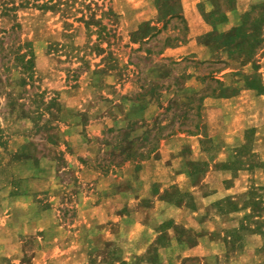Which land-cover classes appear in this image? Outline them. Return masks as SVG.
<instances>
[{"label":"rangeland","instance_id":"374dc122","mask_svg":"<svg viewBox=\"0 0 264 264\" xmlns=\"http://www.w3.org/2000/svg\"><path fill=\"white\" fill-rule=\"evenodd\" d=\"M21 1L0 0V264H116L126 256L128 264H140L144 257L153 260L155 250L141 256L142 249L122 248L116 233L97 238L103 223L79 225L82 218L75 204L89 190L76 187V172L82 171L83 180H94L97 173L115 174L113 167L121 170L127 164L135 180L136 163L177 132L205 136L192 141L190 155L210 162L211 168L199 174L210 181L200 192L217 191L220 181L225 182L217 162L227 160L232 148L246 162V151L253 148L251 159L258 167L227 172L236 197L250 203V194L256 192L250 187L264 184V97L240 88V73L228 70L249 72L238 58L222 52L201 61L193 53L175 51L189 36L181 0H49L54 6L45 10ZM204 1L196 7L199 13L211 4L225 12L237 2ZM238 1L248 4L250 17L264 14V0ZM147 30V38L133 41ZM255 60L264 77V39ZM229 82L237 83L238 89H232L237 104L221 100L211 105V113L203 111L205 95L233 93L224 88ZM243 100L246 103H240ZM240 114L245 119H239ZM254 123L257 134L250 140L244 129ZM29 156L46 159L50 176L66 186L50 209L55 228L45 234L29 233ZM163 158L170 160L168 153ZM114 184L122 187L120 179ZM85 200L83 214L89 203H96ZM39 201L43 206L41 197ZM132 214L131 222L159 220L143 212ZM244 222L253 224L247 217ZM180 246L179 259L185 251ZM167 251H160L161 259ZM200 262V256H189L180 264Z\"/></svg>","mask_w":264,"mask_h":264},{"label":"crops","instance_id":"0c3cea01","mask_svg":"<svg viewBox=\"0 0 264 264\" xmlns=\"http://www.w3.org/2000/svg\"><path fill=\"white\" fill-rule=\"evenodd\" d=\"M236 1V7L225 12L212 4L208 7L205 4L206 11L201 8L202 12L199 13L196 7L198 4L203 6L204 0H181V11L187 20L189 36L186 43L177 47L175 51L185 55L193 53V56L201 61L213 60L218 53L222 52L226 56L238 58L241 65H248L249 72L233 67H229L228 70L234 74L235 72L240 73L244 83L240 88L244 92L264 97V77L259 73L258 62L255 60L258 48L251 55L239 53L234 48L230 49L231 52L226 49L232 38L231 35L235 36V30L243 24L244 14L250 11L248 4ZM240 3L241 5H239ZM222 15L223 19L220 18ZM253 19L252 16L246 19L248 29ZM248 29L247 32L250 33L251 30ZM260 37L262 42L264 39L262 32H260ZM226 71L227 69L223 73ZM254 77L260 79L263 91L259 92L254 87L251 82ZM230 82L224 88L231 91H233L232 89L237 90V83ZM233 99H235L234 91L231 94L220 92L215 96L205 95L202 99L205 107L203 111L211 113L214 111L211 105H215L221 100H230L229 104H237ZM240 103H246V100ZM237 117L241 120L245 119L243 114L237 115ZM250 117L249 113L246 119ZM253 117L256 119V114ZM256 128L255 123L246 127L244 135L253 140V135L257 134L255 133ZM202 137L205 136L201 133L177 132L161 140L159 147L151 153L148 159L137 162V166H134L139 172V176L135 180L129 174L130 168L127 167V164L121 166V170L113 167L116 170L115 174L109 172L99 176L97 173L98 176H94V180H83L81 178L82 171L76 172L78 175L75 181L76 187L86 186L89 191L85 192V199H89V202L92 203L96 202L95 204L89 203V209L83 214L82 208L86 200L80 196L77 197L79 203L77 202L75 206L78 216L82 218L79 225L83 223L89 227L103 223L98 229L100 231L97 238L101 235L111 236L116 233L122 243L120 247L142 249L139 252H144L141 256L145 255L149 249L155 250L156 256L153 260L144 257V262H140V264H173V262L180 264L183 259L189 256H200V264H264V192H262L264 184L259 188L257 184L250 187L256 192L250 194V203L247 204L240 202L239 197H236V193L234 194V190H231L232 185L227 182V179H230L227 176L229 170L240 168L251 170V168L258 167L251 159L255 152L253 148L247 149L249 162H246L241 159L242 156L238 149L232 148L227 160L217 162L218 167L225 173L223 178L225 182L221 183L220 181L217 191L211 189L207 192H200L203 183L207 184L210 181L199 174L206 170V166L208 168L210 162L198 161L196 158H191L190 155L194 150L192 141ZM164 153L169 154V161L163 158ZM33 158L29 156V182H27L29 186V233L45 234L55 228L56 222L50 217V209L53 206V201L62 193L64 194L66 186L50 176V171L45 168L46 159L43 157ZM203 169L205 170L203 171ZM118 179L122 182V187L119 189L114 184ZM234 183L236 184V182ZM75 196L77 195L75 194ZM40 197L43 200V206L39 201ZM99 198L100 203H98ZM145 200L152 202L154 207L142 205L141 203ZM114 202L116 203L115 207ZM131 203H134L132 204L134 206H131ZM159 206L160 208H158ZM254 206L255 209L252 208ZM163 207H168L169 211L163 212L161 210ZM132 212L135 214L143 212L144 217L149 215L159 218L158 223L149 224L140 219V221L131 222ZM245 217L251 219L253 224L248 226L244 222ZM230 219L233 220V223L226 224L225 222ZM75 226L76 224H74ZM108 239L110 240L111 237ZM178 243H180V247L185 248L183 254H180V259L176 247ZM161 250H168L162 259L159 256ZM128 261L129 257L126 256L120 261H116V264H128Z\"/></svg>","mask_w":264,"mask_h":264},{"label":"trees","instance_id":"16d2710c","mask_svg":"<svg viewBox=\"0 0 264 264\" xmlns=\"http://www.w3.org/2000/svg\"><path fill=\"white\" fill-rule=\"evenodd\" d=\"M32 1V2H31ZM164 1V0H163ZM20 3L22 4H28L31 5L32 7H35L37 9H49L52 8L54 6V4H49L51 2H49V0H45L41 3L36 2V0H22ZM14 8V7H13ZM250 11H247V13H245V20H243V24H241V26L237 27V29L235 30L236 34L235 36L231 35V37L234 39H232L228 42V46H227V50L229 49H235L236 51H238L239 53H244L247 55H251L252 53L256 52V49L258 48L260 42H261V37H260V32H261V25L264 23V14L261 13L259 15H257L256 17H254V19L252 20V22H250V33L247 32L248 26L246 25V19L249 18V13ZM219 18V17H216ZM221 19H223V15L220 17ZM86 27L88 28V24L87 22H85ZM143 25H147V22L143 23ZM150 29V27H148ZM152 29V28H151ZM248 29V30H249ZM149 36L148 34V30L144 31L142 33H140V35L138 36V38H133V41H138L141 40L143 38H147ZM235 38H238L237 40ZM30 42H29V46H30ZM30 49V47H29ZM29 69H33L34 68V54L33 52L30 50L29 51ZM248 82V81H247ZM251 82L253 83L254 87L259 91H263V87L260 83V79L259 78H253L251 80Z\"/></svg>","mask_w":264,"mask_h":264}]
</instances>
